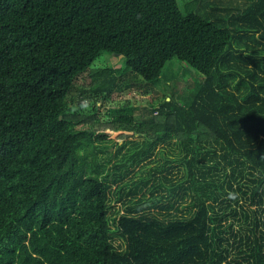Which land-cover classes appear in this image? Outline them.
<instances>
[{"label":"trees","instance_id":"obj_1","mask_svg":"<svg viewBox=\"0 0 264 264\" xmlns=\"http://www.w3.org/2000/svg\"><path fill=\"white\" fill-rule=\"evenodd\" d=\"M181 1L0 0V264H264V0ZM104 54L121 68L92 70ZM171 60L200 76L182 104L113 109L100 132L97 109L74 110L75 92L105 98L115 72L155 83ZM109 128L148 138L102 159ZM166 143L184 178L166 158L112 217V184Z\"/></svg>","mask_w":264,"mask_h":264},{"label":"rangeland","instance_id":"obj_2","mask_svg":"<svg viewBox=\"0 0 264 264\" xmlns=\"http://www.w3.org/2000/svg\"><path fill=\"white\" fill-rule=\"evenodd\" d=\"M209 1L212 4L207 7L206 10H212L216 13H220L226 7H235V5L241 6L245 0ZM181 3L186 6L190 3V9L199 12V8L196 6L199 3L198 0H182ZM197 8L198 10H196ZM122 64L123 61L121 58L104 54L93 64L92 70L109 66L113 70H119ZM114 74H116L118 77L117 87L107 97L100 99H86L82 103L80 102L81 97L77 92H75L73 95L76 96L74 110L77 112H80L81 114L88 113L92 115L96 109L98 110L96 120H98L100 124L99 126L93 125V128H95L98 132L101 131L100 129H104L106 127H104V125L108 124L112 120L113 109L128 107L134 108L133 111L136 119L146 118L148 117V109L152 108L151 106L153 105L155 106L157 104L159 105L160 103H163L166 99L171 100L173 91H176L173 94L176 97V100L182 104L183 100L181 99V96H183V93L188 94L191 88L194 86L197 76L200 78V76L194 70L188 67L185 63L179 62L177 60H171L167 62L162 76L155 83H145L140 79V77H138V75L131 72H126L122 75L119 72H115ZM78 83L80 85L90 87L93 84V77L91 76V73H86L80 77L78 79ZM165 89L167 90V93L165 92ZM95 102L96 107L94 106ZM105 132L108 133L106 143L111 153L101 154L100 156L102 159L109 158L110 155L113 156L116 153V150L119 149V145L124 142L139 141L143 140L144 138H148V135H142L129 131H113L110 128L105 129ZM121 154L120 158L122 156ZM180 154V147L174 145V143L160 144L156 147L150 158L146 159L143 161V163L135 167H129L125 169V173H127L125 177L117 183L112 184L110 188L111 207L109 209V214L114 217L118 213H123L125 211L124 202H127L128 200V197L125 195V191H127L129 188L125 186L126 183L131 185L133 181L140 179L142 176H147L151 168L155 167L156 165L163 164L166 158L172 160V162L170 164H166V168L168 170L164 171L162 174H167L168 177L174 181L184 178L185 168L181 162L176 161L178 158H180ZM118 160L119 158L113 157V161L107 165V169L111 171L113 169L114 162H117ZM117 186H122L124 189L122 191L124 197L120 201L118 200L116 189ZM143 191L147 192V190ZM147 194L149 195L150 193L147 192ZM140 195L141 192L138 194V196ZM189 201V198H185V200H181L179 202L182 213L187 211ZM111 224L115 226L112 222ZM113 240L116 245H122L123 247L125 246L124 240L120 236H114Z\"/></svg>","mask_w":264,"mask_h":264},{"label":"water","instance_id":"obj_3","mask_svg":"<svg viewBox=\"0 0 264 264\" xmlns=\"http://www.w3.org/2000/svg\"><path fill=\"white\" fill-rule=\"evenodd\" d=\"M122 57V55H119V58H121Z\"/></svg>","mask_w":264,"mask_h":264}]
</instances>
